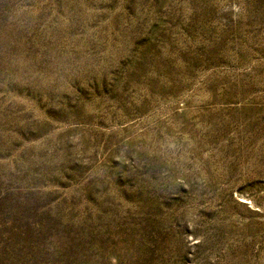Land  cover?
<instances>
[{
	"label": "rangeland",
	"instance_id": "1",
	"mask_svg": "<svg viewBox=\"0 0 264 264\" xmlns=\"http://www.w3.org/2000/svg\"><path fill=\"white\" fill-rule=\"evenodd\" d=\"M0 264H264V0H0Z\"/></svg>",
	"mask_w": 264,
	"mask_h": 264
}]
</instances>
